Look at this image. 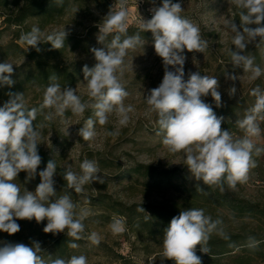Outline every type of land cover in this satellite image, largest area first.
Returning <instances> with one entry per match:
<instances>
[{
  "label": "clouds",
  "instance_id": "9594fccd",
  "mask_svg": "<svg viewBox=\"0 0 264 264\" xmlns=\"http://www.w3.org/2000/svg\"><path fill=\"white\" fill-rule=\"evenodd\" d=\"M60 2V0H58ZM239 11L241 21L238 26L233 21L226 22V26L234 34L232 45L228 50L233 67H240L244 72H250L253 80L264 72L260 66L254 64L255 57L246 54L249 44L259 47L264 44V0H231ZM183 8L179 2L161 0L159 6L150 9L151 18L142 19L141 30L150 31L153 37L155 53L162 59L164 75L158 87L147 91L145 102L149 110L158 117L159 130L163 133L162 144L170 154L183 151L188 171L196 181L204 185H216L223 190L224 184L235 187L237 182L247 180L250 168L255 167L252 159L253 150L256 154L264 152L258 148L251 137L260 135L261 129L258 117L264 119V90L259 86L251 92L255 99L254 106L247 110L242 120L236 121L239 128L244 130L243 138L234 139L228 130H222L223 117H217L210 104L202 97L210 95L216 106H221V93L217 77L201 75L199 71L189 72L185 78V63L187 52L203 53L208 47L202 38L200 29L191 21L183 18L180 13ZM128 10L126 0H115L109 11L97 25V42L103 47H93L90 51L95 58V65L83 66L84 80L87 81L88 95L95 100L91 105L94 117L88 118L78 135L84 141L95 136V124L105 125L109 114L115 113L119 117V124L126 125L129 113L133 112L131 105L125 106L124 99L129 93L122 86L120 80L124 72V58L128 50L137 46H144L146 41L139 32L127 35ZM257 25L255 28L249 25ZM115 33L111 41L104 44L107 37ZM66 30L54 32L47 36L37 26L29 32L21 33L19 42L39 52L41 43H50L53 49L64 46ZM123 37V38H122ZM171 66V69L169 68ZM14 73L13 64L7 61L0 63V86L11 87L15 81L11 78ZM227 78L235 81L237 76L226 74ZM57 77H49L50 83L44 91L43 102L39 110L28 109L23 93H7L9 99L0 106V231L9 235L20 231L17 220H35L37 223L47 221L43 231L57 235L67 230V235L76 240L82 238L85 230L83 220L89 215L86 209L76 212L70 194H64L56 199L57 165L54 160L48 161L46 167L39 171L40 183L35 191L25 189L23 193L19 185L13 181L21 172L27 173V180L34 179L37 169L42 163L38 145L41 131L45 125L34 124L38 111L54 109L55 115L63 116L67 109L75 115H82L89 107L82 102L76 90L56 83ZM229 96L236 93L232 86ZM54 118L53 112L44 115L45 121ZM69 134V133H68ZM108 135H115L108 132ZM159 134V133H158ZM81 174L66 167L62 175L67 182V188L76 193L83 191V186L98 181L103 184L97 162L85 159L80 164ZM202 191L203 189H198ZM142 211H145L143 208ZM220 221H212L205 215L203 209L189 208L174 216L163 232V257L174 264H202L200 251L207 253L203 247L216 231L224 239H229L223 229L218 228ZM114 234L125 230L124 221L114 218L110 224ZM93 244H99V236L93 232L89 237ZM249 247H255L254 238H249ZM0 264H46L39 253L41 244L33 241L31 246L24 243L0 242ZM70 248H77L78 244L69 242ZM47 264H87L84 255L72 256L70 259L56 258Z\"/></svg>",
  "mask_w": 264,
  "mask_h": 264
},
{
  "label": "rangeland",
  "instance_id": "374dc122",
  "mask_svg": "<svg viewBox=\"0 0 264 264\" xmlns=\"http://www.w3.org/2000/svg\"><path fill=\"white\" fill-rule=\"evenodd\" d=\"M109 1L110 6L115 3V0ZM176 2H179L183 8L180 15L200 29L202 38L208 44L203 53L185 50L187 56L184 66L185 78L187 79V74L190 71H199L201 75L217 77L222 107H235L238 113L252 108L256 98L251 95V92L257 86L264 90V72L259 78L253 80L250 72H244L240 67H233L228 54V50L234 48L232 45L234 34L226 26V22L233 21L239 26L235 15L240 9L231 3V0H173V3ZM160 3L161 0H126L127 27L141 29L142 19H150V9L153 6H159ZM110 6L105 9V7H98L96 4L85 6L74 4L67 13L43 29L34 20L26 22L28 32L33 26H37L45 36L63 30L69 33L66 37L68 38L67 48L56 61L61 65L70 64L72 68L80 71L78 80L70 87L76 90V94L81 97L82 102L89 104L82 115H75L70 109H67L63 116H57L54 109L45 108L44 113L47 114L51 111L54 118L51 121H46L45 126L40 129L41 140L38 146L56 160L55 185L67 184L63 176L60 175L66 167L70 166L74 172L81 174L80 164L85 159L94 161L98 157H102L111 165L108 168L99 167L100 173L97 175L104 179L103 184L98 181L86 184L80 193H76L74 190L68 189L67 185H63L66 188L64 193L70 194L74 204H76V212L79 213L81 209H86L89 213L84 219L89 220L85 222V230L82 236L87 241L85 245L89 249L86 252L87 264H124L123 258H130L134 264H148L152 256L144 252L143 243L139 238L129 232L123 234L124 231L120 234H114L110 228L112 221L105 223L100 219H95L94 222L90 221V217L99 215L101 211L89 205L87 198L99 190L127 204L150 202L172 205L178 200L176 194L161 190L147 192L143 190L142 184L118 178V175L120 176L121 169L137 162L152 164L165 169L174 167L185 169L187 166L183 151L170 154L162 144L163 133L159 130L158 117L149 110V106L145 102L147 91L158 87L164 75L163 62L155 53L150 31H146L145 45L128 50V54L124 58V72L120 82L129 93L124 99V104L125 106L131 105L134 109L133 112L129 113L128 123L120 125L119 117L112 113L109 114L108 122L105 125H100L98 122L95 124L96 134L92 139L84 141L78 135L79 128L84 126L88 118L95 119L94 109L91 107L95 100L88 95L87 81L84 80L82 69L84 65L91 68L96 63L90 49L103 47L97 42L99 31L97 25L102 22ZM255 27L254 24L251 25V28ZM16 30L17 26H6L0 14V45L12 40ZM112 38L113 36L109 35L104 44L109 43ZM253 45L249 44L248 46ZM6 61L17 66L24 59L9 58ZM258 66L264 69V50H261V61ZM169 68L171 69V66ZM226 74H234L238 79L232 81L227 78ZM232 86L236 87V93L230 97L228 90ZM46 87H30L27 91V100L32 99L42 103ZM202 100L216 106L210 95L202 97ZM257 122L261 129L260 135L251 137V139L253 143L264 148V119L258 117ZM108 132H114L115 135H108ZM230 133L233 138L245 136L244 130L240 129L239 126L233 128ZM252 159L255 161V167L250 168L247 180L237 182L235 187L230 188V191L235 196L252 202L264 201V187L259 183L261 176L264 175V169L261 166L264 164V152L252 157ZM117 165L120 168H116ZM26 176L27 173L21 172L13 182L20 186L22 193L25 189L34 192L40 183V177L38 175L37 180L34 178L26 182ZM114 218L123 220L117 216ZM222 225L231 231H236L241 225L254 227L256 224L251 220L241 221L239 218L229 215ZM93 232L100 238V244L97 247L93 246L88 238ZM152 247L159 252L162 250L161 253H163L162 246L153 244ZM115 254L117 256H114ZM219 264L231 263L227 259H223ZM253 264H264V261L258 259Z\"/></svg>",
  "mask_w": 264,
  "mask_h": 264
},
{
  "label": "trees",
  "instance_id": "16d2710c",
  "mask_svg": "<svg viewBox=\"0 0 264 264\" xmlns=\"http://www.w3.org/2000/svg\"><path fill=\"white\" fill-rule=\"evenodd\" d=\"M77 4L85 6L88 4H96L98 7L108 8L109 0H0V14L3 17V23L6 26H17L14 38L7 43L0 45V63L5 62L9 58H23L24 61L17 66H13L14 73L12 79L15 83L9 86H0V106L9 99L7 93H23L26 107L30 110L37 108L39 110L41 102L35 100H27V91L30 87H46L50 83L49 77L55 75L56 83L61 85V89L73 85L80 74V71L72 68L70 64L61 65L56 60L63 55L68 45V38L60 49H53L50 43H41L37 52L27 45L19 43L21 33L28 32L26 22L34 20L39 27L43 29L46 25L53 23L57 18L67 13L72 5ZM236 21L240 25L239 11L236 12ZM254 26H257L254 24ZM251 27V25H249ZM139 32L142 39L146 37L147 32H143L139 28L127 27V35L132 36ZM112 36L115 33L110 34ZM123 38V37H122ZM261 50H264V44L259 47L248 46L246 54L254 56V64L259 65L261 61ZM212 106V105H211ZM217 117H223L221 124L222 130L231 132L238 124L236 121L241 120L247 114V110L238 113L235 107H217L212 106ZM38 111L34 124L45 123L44 115ZM226 115V116H224ZM264 115V114H261ZM241 138L239 136L234 139ZM255 144V143H254ZM256 147H259L255 144ZM39 155L42 157V163L37 169L38 173L44 169L50 160H54L44 150L38 146ZM253 150V155L257 156ZM100 168H108L111 165L105 158L98 157L94 160ZM112 163V162H110ZM57 165V164H56ZM264 169V164L261 165ZM116 168H120L119 165ZM118 178L128 179L134 183L142 184L145 191H169L176 194L178 200L172 205L159 203H130L127 204L120 201L108 193H102L99 190L88 196V204L101 211L99 215L90 217V221L100 219L103 223L112 221L115 216L123 218L126 232L139 238L143 245L142 249L151 257L148 264H174L171 260H164L162 250H154L153 244L162 246L164 229L170 224L171 219L177 216L180 211L189 208L203 209L205 215L210 216L212 221H220L218 228L223 229L229 239H224L213 231L210 238L203 247L208 249L207 253L200 251V246L196 248V254L201 257L202 264H219L221 260L227 259L231 264H253L258 259L264 261V201L252 202L247 199L237 197L231 193L227 184H224L223 190L216 185H204L202 181H196L187 168L179 169L177 167L171 169L159 168L152 164L134 163L131 166L124 167L120 170ZM264 180V175L261 176ZM55 185L56 199L66 193L65 186ZM104 186V185H103ZM103 188V187H101ZM203 189L202 191L198 189ZM145 211H142L141 209ZM239 218L241 221L251 220L256 225L254 227H246L241 225L236 231H231L222 224L227 220V216ZM83 220L85 222L88 221ZM20 224V231L9 235L0 231V242L24 243L31 246L33 241L41 244L42 251L39 255L46 262L56 258L70 259L72 256L84 255L88 252L87 241L83 237L76 240L64 233L53 235L45 233L43 228L47 221L37 223L34 219L17 220ZM84 232L81 234L83 236ZM249 238H254L255 247H249L251 243ZM78 244L73 249L68 246L69 242ZM92 243V242H91ZM100 244V243H99ZM99 244H93L97 247ZM2 246V244H0ZM114 256H117L115 254ZM123 258V256H120ZM124 264H134L130 258H123Z\"/></svg>",
  "mask_w": 264,
  "mask_h": 264
},
{
  "label": "built area",
  "instance_id": "2783aa9c",
  "mask_svg": "<svg viewBox=\"0 0 264 264\" xmlns=\"http://www.w3.org/2000/svg\"><path fill=\"white\" fill-rule=\"evenodd\" d=\"M259 183L262 187H264V180H260Z\"/></svg>",
  "mask_w": 264,
  "mask_h": 264
}]
</instances>
